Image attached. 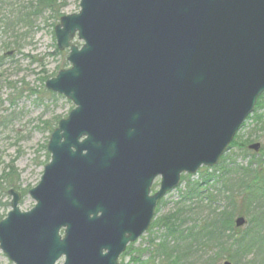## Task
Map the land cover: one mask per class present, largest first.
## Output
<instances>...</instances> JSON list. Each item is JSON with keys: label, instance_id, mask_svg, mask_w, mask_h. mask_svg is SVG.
Listing matches in <instances>:
<instances>
[{"label": "water", "instance_id": "water-1", "mask_svg": "<svg viewBox=\"0 0 264 264\" xmlns=\"http://www.w3.org/2000/svg\"><path fill=\"white\" fill-rule=\"evenodd\" d=\"M80 8L55 28L71 68L46 84L75 108L51 134L35 207L22 212L12 190L0 222V248L15 264H120L160 200L183 174L218 165L264 94V0Z\"/></svg>", "mask_w": 264, "mask_h": 264}, {"label": "rangeland", "instance_id": "rangeland-1", "mask_svg": "<svg viewBox=\"0 0 264 264\" xmlns=\"http://www.w3.org/2000/svg\"><path fill=\"white\" fill-rule=\"evenodd\" d=\"M57 1L59 5L66 4L61 12L63 16L80 11L81 0ZM36 2L0 0V220L11 210V189L21 193L27 190L20 204L23 212L35 206L29 191L39 185L44 168L49 163L45 147L51 133L47 124L54 126L57 119H66L75 108L66 97L46 88L48 79L56 77L71 65L67 60L69 51L58 49L54 33L61 18L58 19L49 10H43L39 15L33 14ZM20 15H28V23H18L17 19L22 17ZM3 19L6 23L2 22ZM262 101L264 104V97ZM260 113L264 115V108ZM254 130V122L247 121L240 132L242 142L261 143L263 146L264 138L260 139L261 134H256ZM247 148L249 153L235 148L226 156H233L236 165L244 166L253 154H257ZM11 166L14 172L10 178H5ZM214 169L202 167L197 174L184 177L191 176L188 180L194 183L208 175H215ZM160 182V178L155 182V191ZM186 182L169 192L160 202L156 219L174 209L187 189ZM148 238L149 234L144 235L134 247L147 246ZM129 261L130 257H127L124 262L127 264ZM0 264H14L1 249Z\"/></svg>", "mask_w": 264, "mask_h": 264}, {"label": "trees", "instance_id": "trees-1", "mask_svg": "<svg viewBox=\"0 0 264 264\" xmlns=\"http://www.w3.org/2000/svg\"><path fill=\"white\" fill-rule=\"evenodd\" d=\"M65 6L57 0H37L33 14L49 10L60 19ZM27 16L17 22L28 23ZM263 97L248 119L254 122L260 139L264 138ZM60 120L54 126L47 124L50 133ZM247 142H242L239 133L229 150L247 151ZM47 156L49 162L48 152ZM214 171L215 175L194 183L188 180L191 176H183L187 189L171 212L153 222L147 246L129 248L124 255V259L131 257L129 264H264V145L246 165H236L233 156L225 155ZM13 172L14 167H9L5 178ZM240 216L248 219L243 228L235 223Z\"/></svg>", "mask_w": 264, "mask_h": 264}, {"label": "flooded vegetation", "instance_id": "flooded-vegetation-1", "mask_svg": "<svg viewBox=\"0 0 264 264\" xmlns=\"http://www.w3.org/2000/svg\"><path fill=\"white\" fill-rule=\"evenodd\" d=\"M130 257V256H129ZM130 261H131V258H130Z\"/></svg>", "mask_w": 264, "mask_h": 264}]
</instances>
